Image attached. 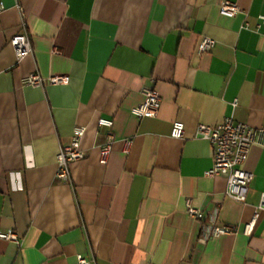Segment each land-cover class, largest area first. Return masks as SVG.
Wrapping results in <instances>:
<instances>
[{
	"label": "crops",
	"instance_id": "1",
	"mask_svg": "<svg viewBox=\"0 0 264 264\" xmlns=\"http://www.w3.org/2000/svg\"><path fill=\"white\" fill-rule=\"evenodd\" d=\"M225 1L0 0V231L21 240L0 239V264H264V210L241 232L264 194V0H229L240 8L230 18ZM19 32L32 47L20 62L9 44ZM203 36L215 45L199 54ZM33 72L69 82L24 86ZM144 88L161 96L155 117L131 112ZM101 117L115 139L105 166ZM226 117L257 132L245 202L205 175L214 148L195 137ZM175 121L184 139L170 136ZM75 126L84 158L61 182L56 154ZM186 199L239 231L203 240Z\"/></svg>",
	"mask_w": 264,
	"mask_h": 264
},
{
	"label": "built area",
	"instance_id": "2",
	"mask_svg": "<svg viewBox=\"0 0 264 264\" xmlns=\"http://www.w3.org/2000/svg\"><path fill=\"white\" fill-rule=\"evenodd\" d=\"M18 8L21 10L20 6ZM238 12H240V8L233 1L227 0L219 7V14L224 17H234ZM258 20V29L264 28V15H260ZM9 44L18 62L29 56L32 52L30 38L24 32L13 35L9 40ZM214 45V39L203 36L199 43L198 53L210 52ZM45 82L52 85L67 84L69 77L66 75L44 77L38 72H33L22 79L24 86L34 88L43 86ZM142 95V102L131 109L132 114L138 118L155 117L161 106L160 94L154 88H144ZM97 124L110 129L105 143L99 150V164L105 166L108 164L115 140L111 131L113 120L101 117L98 119ZM84 133V126H75L69 142L61 145L56 154L55 177L61 182H68L70 180L71 165L84 158V152L81 149V139ZM170 136L175 139H184V123L181 121L173 122ZM256 136L257 132L253 127L236 121L232 117H226L217 125L199 124L196 127L195 137L209 141L214 148L213 163L205 172V175L209 177H226V195L239 202H245L248 184L253 178L252 173L246 171L243 165L248 158L252 145L256 142ZM263 210L264 194H261L252 218L244 224L241 230L244 235L250 236L253 233L260 211ZM185 211L193 219L202 222L201 237L203 240L207 241L223 235L235 234L239 231L238 226L219 224L217 222V208L213 209V212L207 217L202 209L192 204L191 199H186ZM0 239L14 242L18 245L21 242L19 235L11 229L0 231ZM75 264H90V261L82 255H78Z\"/></svg>",
	"mask_w": 264,
	"mask_h": 264
}]
</instances>
